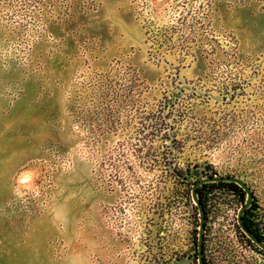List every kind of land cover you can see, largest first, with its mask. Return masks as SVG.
Returning a JSON list of instances; mask_svg holds the SVG:
<instances>
[{"label":"rangeland","instance_id":"rangeland-1","mask_svg":"<svg viewBox=\"0 0 264 264\" xmlns=\"http://www.w3.org/2000/svg\"><path fill=\"white\" fill-rule=\"evenodd\" d=\"M114 3L0 0V264H198L211 175L264 223V0Z\"/></svg>","mask_w":264,"mask_h":264},{"label":"built area","instance_id":"built-area-1","mask_svg":"<svg viewBox=\"0 0 264 264\" xmlns=\"http://www.w3.org/2000/svg\"><path fill=\"white\" fill-rule=\"evenodd\" d=\"M220 186L222 187H218V189H213L212 187L210 188L206 194V200L204 203L206 211L204 257L206 263L235 264L230 260V256H228V254H224V258H220V256H218V249L221 248L223 251L227 250L228 252L229 247H240L242 250L250 252L249 257H251L252 260L257 259V264H264V252L249 239L238 222V213L242 206L240 191L229 184H222ZM214 193L224 196L229 195L234 198L231 200L212 199L211 195ZM239 202L241 203L238 205ZM224 232H226L227 235H223ZM224 238L227 241L226 245L228 248L222 247L218 244V242L223 244ZM196 256L198 262V254ZM242 262L245 264V258Z\"/></svg>","mask_w":264,"mask_h":264},{"label":"water","instance_id":"water-1","mask_svg":"<svg viewBox=\"0 0 264 264\" xmlns=\"http://www.w3.org/2000/svg\"><path fill=\"white\" fill-rule=\"evenodd\" d=\"M215 181H229L235 182L239 186H241L247 193V198L244 204L241 206L239 213H238V222L242 230L246 233V235L261 249L264 250V240L260 238L256 233H254L246 224L244 220V214L246 210L251 206L253 199H254V192L250 184L243 178L234 175H226V176H206L195 182L192 189V196L193 199L198 207L199 210V233L197 239V254H198V263L199 264H206L205 257H204V231H205V221H206V211L204 204L200 198L198 188L202 184L206 182H215Z\"/></svg>","mask_w":264,"mask_h":264},{"label":"flooded vegetation","instance_id":"flooded-vegetation-1","mask_svg":"<svg viewBox=\"0 0 264 264\" xmlns=\"http://www.w3.org/2000/svg\"><path fill=\"white\" fill-rule=\"evenodd\" d=\"M211 176H213V175H211ZM200 180V179H199ZM198 181V180H197ZM196 181V182H197ZM222 184H229V185H231V186H233L234 188H236V189H238V191H240V194H241V198H242V205L244 204V202H245V200H246V198H247V193H246V191L241 187V186H239L237 183H235V182H229V181H215V182H206V183H204V184H202L201 186H199V188H198V192L200 193V196H201V200H202V202H203V204L205 203V200H206V194H207V192L210 190V188L212 187V185H222ZM237 186V187H236ZM251 186V185H250ZM253 189V188H252ZM253 192H254V190H253ZM257 202H256V199H255V192H254V199H253V202H252V204H251V206L246 210V212H245V214H244V216L245 215H248L247 213L249 212V214H251V215H248L252 220H254V218H253V215L255 214H253V212H254V210L255 209H252L253 207H255L256 209H257V207L258 206H255L254 204H256ZM204 207H205V205H204ZM198 208V207H197ZM245 220V219H244ZM255 222H258L259 224H260V226L262 227V231H263V234H264V223L261 221V219L260 220H254ZM205 223H206V221H205ZM206 225V224H205ZM260 237V236H259ZM261 238V237H260ZM250 239V238H249ZM251 240V239H250ZM264 240V239H263ZM252 241V240H251ZM253 242V241H252ZM257 245V244H256ZM258 246V245H257ZM259 247V246H258ZM260 248V247H259ZM261 249V248H260ZM263 252H264V250L263 249H261ZM205 263H206V260H205ZM207 264V263H206Z\"/></svg>","mask_w":264,"mask_h":264},{"label":"crops","instance_id":"crops-1","mask_svg":"<svg viewBox=\"0 0 264 264\" xmlns=\"http://www.w3.org/2000/svg\"><path fill=\"white\" fill-rule=\"evenodd\" d=\"M115 2V0H113V3L111 2H109V1H107V0H104V11L105 10H108L110 7H111V9L113 8V7H115V9L116 10H119V6H118V4H115L114 3ZM121 5V4H120ZM121 28L123 27V29H124V27H127V26H125V23H124V20H123V18H122V16L121 17H118V23H117ZM118 26V27H119ZM128 29H129V26L127 27ZM62 30V32H59L58 30ZM53 30L55 31V33H56V36H66V34H65V28H63L62 29V27L61 26H58V25H54L53 26ZM67 30V29H66ZM3 112V109L0 107V113H2ZM2 147H1V141H0V149H1Z\"/></svg>","mask_w":264,"mask_h":264},{"label":"trees","instance_id":"trees-1","mask_svg":"<svg viewBox=\"0 0 264 264\" xmlns=\"http://www.w3.org/2000/svg\"><path fill=\"white\" fill-rule=\"evenodd\" d=\"M237 187V186H236ZM255 206H258V204H254ZM252 209H256L255 207H253ZM248 215H251L249 214V212L247 213ZM248 215H245L244 216V219H245V222L247 224V226L254 232L256 233L258 236H260L262 239H264V234H263V231H262V227L260 226V224L258 222H255L254 220H252ZM197 246V245H196ZM196 250H197V247H196ZM196 255H197V252H196Z\"/></svg>","mask_w":264,"mask_h":264}]
</instances>
